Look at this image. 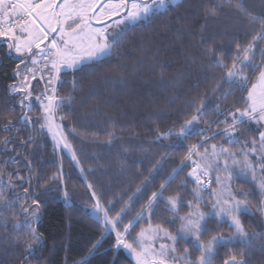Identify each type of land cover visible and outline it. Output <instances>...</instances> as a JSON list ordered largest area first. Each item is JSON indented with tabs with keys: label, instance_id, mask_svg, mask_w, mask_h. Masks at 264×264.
<instances>
[{
	"label": "snow or ice",
	"instance_id": "1",
	"mask_svg": "<svg viewBox=\"0 0 264 264\" xmlns=\"http://www.w3.org/2000/svg\"><path fill=\"white\" fill-rule=\"evenodd\" d=\"M166 2L0 0V41L5 43L9 53L19 58L13 70L15 82L5 90L12 102L4 107L5 120L0 127L5 132L19 133L21 127L18 125L38 124L41 132L51 134L54 150L67 151L79 168L92 211L98 219L102 216L105 230L111 228L115 232L113 250L119 252L124 249L135 264H213L219 248L229 245L232 249L220 264H249L250 253L244 249H251L254 240L264 241V234L250 231L246 226L242 217L253 214L248 199L250 193L234 190L232 181L250 176L261 196L256 212L264 217V48H259L258 43L264 42V13H254L245 0H222L221 4H214L207 10L209 15L215 16L218 10L231 8L239 23L250 29L247 35L251 40L235 41L234 52L228 53L226 58L224 49L201 37V42L209 43L202 52L205 61L201 69L210 71L207 79L212 86L189 96L183 108L173 109L166 126L159 122L161 112L153 114L156 126L151 130V139L142 142L149 147L140 149L151 167L146 169V176L144 172L137 171L136 175L143 179L126 200L120 197L118 209L115 197L106 199L103 189L88 180L85 173L93 170L81 165L77 149L70 139L76 130L71 128L66 133L62 123L64 117L58 116L60 109L74 98L73 93L59 94L60 88L68 82L62 74L69 72L74 75L85 67L90 70L89 74H95L94 65L115 55L114 49L120 46L124 26L147 20L164 8ZM258 48L259 59L256 56ZM189 63H196V60ZM34 81L41 86L39 94H35ZM71 84L74 92L77 86L75 78ZM209 92L217 98L215 107L206 102ZM237 92L240 95L231 104H226ZM33 100L39 107V115L35 118L30 115ZM17 106L21 109L18 114ZM252 123L261 129L258 135L250 140L241 139L240 127L243 125L247 130V125ZM108 135L107 143L110 144L115 132ZM193 135L198 137L195 142L183 145L186 150L179 162L173 161L176 166L149 192L154 177L161 174L168 162L169 150L181 146ZM217 137L224 142H213ZM31 142V136L19 141L4 136L0 139V148L6 153L16 152L17 144L24 146ZM151 145L158 147L152 148ZM153 154L159 158L155 159ZM9 161L20 163L9 155L5 166ZM181 174L183 178L177 183L176 178ZM25 180L19 171L0 170V224L7 229L8 224L14 221L6 238L15 247H23L21 255L26 259L25 254L44 244V234L35 227L43 204L42 196L47 195L52 186L61 192L65 201L70 199L71 192L65 182L62 165L44 181H37L38 186L45 189L43 194L31 188V174L26 180L29 186L23 187L22 194L17 191ZM6 190L13 192L15 201L5 194ZM141 200L139 211L124 223V218ZM161 204L168 218H160L161 222L154 223L152 217ZM182 209L185 210L183 215ZM3 210L9 211V217H3ZM140 219H146L147 226L132 236L134 223ZM213 232L215 234H210ZM181 243L187 246L181 248ZM97 244H93L88 252L95 250ZM259 247L264 250V242ZM115 260L116 256H113ZM73 264H86V257L73 261Z\"/></svg>",
	"mask_w": 264,
	"mask_h": 264
},
{
	"label": "trees",
	"instance_id": "2",
	"mask_svg": "<svg viewBox=\"0 0 264 264\" xmlns=\"http://www.w3.org/2000/svg\"><path fill=\"white\" fill-rule=\"evenodd\" d=\"M221 2L222 0H179L163 11L149 16L147 20L125 27L120 46L114 49L115 55L94 65L95 74H89L87 67L83 71L77 70L74 75L69 72L62 74L63 79L68 82L60 88L59 94L66 96L73 93L74 98L70 104L66 103L60 109L58 116L64 117L62 123L66 133L71 128L76 130L70 139L77 149L81 165L93 170L86 171L88 180L103 189L106 199L115 197L117 209L121 206L120 197L123 196L126 200L143 179L136 175L137 171L144 172L146 176V169L151 167L140 149L149 147L142 142L151 139V130L156 126L153 114L161 112L162 118L159 122L166 126L173 109L183 108L189 96H195L212 86L207 79L210 71L201 69V64L205 61L203 49L209 46V43L201 42V37L224 49L226 58L228 53L234 52L235 41L251 40V36L247 35L250 29L239 23L231 8L225 7L218 10L215 16L209 15L207 10ZM245 2L254 13H264V0ZM258 43L259 48H264V42ZM259 48L256 51L257 59L260 57ZM193 59L196 63H189ZM18 62L19 58L9 55L5 43L0 41V125L5 120L4 107L12 102L5 90L10 83L15 82L13 70ZM73 78L77 82L74 92L71 84ZM40 88L39 86L35 94H39ZM239 95L237 92L225 103L231 104ZM206 102L215 107L217 98L209 92ZM33 105L30 115L35 118L39 115V107L34 101ZM20 111L17 106L16 114ZM249 126L252 125L248 124L247 130L243 125L240 127L241 139L250 140L257 136V131ZM18 127H21L19 133L5 132L0 127V139L9 136L10 139L19 141L31 136L32 142L24 146L17 144L16 152L6 153L0 148V170L19 171L26 180L31 174V188L43 194L45 189L38 186L37 181H44L46 176L56 172L57 167L62 165L71 196L65 201L55 186L51 187L47 195L42 196L43 204L35 227L44 234V244L32 253L25 254L26 259L21 255L23 247H15L6 238L14 221L8 224L7 229L0 224V264H73V261H80L85 257L86 264H133L130 255L123 249L119 252L113 250L115 232L111 229L105 230L101 218L89 213L91 201L85 181L71 156L64 151L54 150L49 134L46 131L41 132L38 124ZM109 132H115V138L110 144L107 143L110 139ZM197 138L193 135L183 141L181 146L169 150L168 162L161 174L154 177L153 183L149 185V192L179 162L180 156L186 150L183 145L193 143ZM213 142L224 141L217 137ZM8 147L11 149L12 145L9 144ZM9 155L20 163L9 161L5 166L4 162L8 161ZM153 156L155 159L159 158L156 154ZM182 178L183 174L177 176L176 182ZM26 180L17 189L21 194L23 187L29 186ZM232 185L236 191L250 193L248 199L253 214H245L242 218L250 231L264 234V217L256 212V206L261 199L256 183L249 176L234 179ZM172 187L175 188V185ZM5 194L15 201L12 191L6 190ZM142 203L143 200L135 205L124 218V223L135 216ZM162 208L161 204L153 215L154 223L161 222L160 218H168ZM184 211L181 210V215ZM9 215L8 210H3V217ZM145 226L146 219L135 222L131 235L135 236ZM210 226L215 229L211 222ZM224 232L227 233V228ZM262 242L264 241L260 239L254 240L251 249H244L250 253L249 264H264V250L259 247ZM93 244H97V247L89 253L88 249ZM185 246L187 245L184 243L179 245L181 248ZM231 249V245L219 248L213 264H220L221 259L226 258ZM113 256H116L115 261Z\"/></svg>",
	"mask_w": 264,
	"mask_h": 264
},
{
	"label": "rangeland",
	"instance_id": "3",
	"mask_svg": "<svg viewBox=\"0 0 264 264\" xmlns=\"http://www.w3.org/2000/svg\"><path fill=\"white\" fill-rule=\"evenodd\" d=\"M178 1H179V0H175V3L178 2ZM104 2H106V0H104ZM172 4H174V3L172 2V0H167V2H166V6H165L164 8L159 9L157 12L163 11L165 8H167L169 5H172ZM130 25H133V24L125 25L124 28L127 27V26H130ZM8 54L11 55V56H15L14 54L9 53V52H8ZM33 84L36 86V90H38V87H39L40 85H37L35 81L33 82ZM40 87H41V86H40ZM40 90H41V88H40ZM33 101H34V100H33ZM34 102H35V101H34ZM35 103H36V102H35ZM250 125H252V126H251V127L249 126V128H252L255 132L257 131V134H256V135H258V131L261 130V129L259 128V126L256 125V124H254V123H252V124H250ZM48 134H49V133H48ZM49 136H50V138H51V140H52L51 134H49ZM52 142H53V140H52ZM237 147H238V146H237ZM57 151L59 152V150H57ZM64 152H65L67 155H69L67 151H64ZM89 213H91L93 216H95V217L97 218V215L92 211V209H89ZM101 219H102V216H101ZM145 227H146V226H145ZM109 229H111V228H109ZM123 250H124V249H123ZM124 251H125V250H124ZM125 252H126L128 255H130L127 251H125ZM130 258H131L133 264H135V261L132 259L131 255H130Z\"/></svg>",
	"mask_w": 264,
	"mask_h": 264
}]
</instances>
